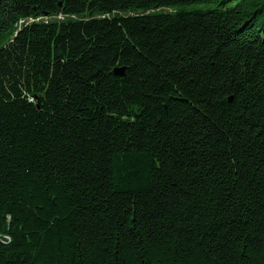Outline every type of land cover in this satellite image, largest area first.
Masks as SVG:
<instances>
[{"label":"trees","instance_id":"obj_1","mask_svg":"<svg viewBox=\"0 0 264 264\" xmlns=\"http://www.w3.org/2000/svg\"><path fill=\"white\" fill-rule=\"evenodd\" d=\"M0 264H264V0H0Z\"/></svg>","mask_w":264,"mask_h":264},{"label":"water","instance_id":"obj_2","mask_svg":"<svg viewBox=\"0 0 264 264\" xmlns=\"http://www.w3.org/2000/svg\"><path fill=\"white\" fill-rule=\"evenodd\" d=\"M115 73L116 74H123V69H121V68L120 69H116Z\"/></svg>","mask_w":264,"mask_h":264}]
</instances>
